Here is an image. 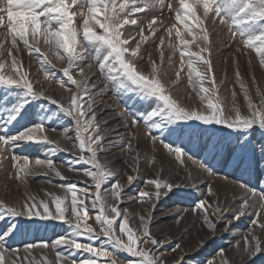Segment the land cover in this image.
Returning <instances> with one entry per match:
<instances>
[{
  "label": "snow or ice",
  "instance_id": "1",
  "mask_svg": "<svg viewBox=\"0 0 264 264\" xmlns=\"http://www.w3.org/2000/svg\"><path fill=\"white\" fill-rule=\"evenodd\" d=\"M156 7L160 8V16L148 20L145 34V27L138 22L136 14ZM165 7L170 13L168 22L163 17ZM126 26L138 28V38L126 36ZM218 26L228 30L230 39L237 44V53L249 57L254 53L260 67L264 68V0H171L167 3L165 0H159L158 3L157 0H0V91L7 90L5 95L10 92L16 94V102L0 110V121H3L0 127L13 125L24 118L34 101L44 100L55 106L54 110L45 111L39 122L33 121L14 134L0 132V159H8L7 153L12 151L15 178L21 182L35 175L36 168L46 169L44 176L54 173L60 180H65L66 177L56 168L52 158H36L31 163L27 156L18 157L15 154V149L21 144H43L48 146L49 153L71 152L76 157L74 163L90 166L79 169L70 164L69 170L82 172L91 181V185L84 188L80 187V183L84 182L58 184L56 187L61 188L63 194L46 192L44 199L26 193L22 203L10 205L0 200V220L8 216L29 221H57L67 224L71 230L70 234L58 236L51 243L41 240L25 244L22 249L9 248L7 240L20 228L19 224H10L0 232V264H123L118 259V252L134 258L128 264H167L162 256L153 252V248L162 247L171 241L153 236L151 213L162 196L166 197L174 189L188 185L173 183L157 174L154 178L146 179L145 187L140 188L135 195L127 197L129 202L148 205L145 214H133L128 208L121 209L120 205L125 203L126 186L117 179L120 173L112 169L111 162L100 160V154L113 146L109 137L116 130L103 127L108 121L98 119L95 98L105 95L109 89L119 90L117 95L131 92L138 99L155 101L156 107L142 113L140 119L148 117L145 124L157 130L167 127L168 135L177 131L174 126L190 125L191 122L204 126L217 125L237 133L242 140L237 169L247 173L259 165L264 173V143L260 144L259 160L255 158V148L250 145L251 135L256 130L264 139V93L257 89L260 100L254 103L237 68L235 77L247 110L243 113L235 103V90L232 91V107L226 109L219 95L220 86L216 83L211 55V36ZM160 32L166 34V37L160 36L157 44L161 65L165 58L162 46L166 38L172 54L178 52L180 56V68L175 73L176 79L170 84H177L186 64L188 85L198 97L200 106L185 107L173 98L169 91L170 85L160 78L161 65L150 54V71L145 72L139 66V62L144 59L143 47L150 39L154 42ZM24 52L30 56L38 54L35 58L39 61L43 80L58 85L62 92L68 94L67 99L49 94L42 85L34 87L33 78L23 67ZM49 55H54L61 64L59 72L66 81L57 79L46 67H56ZM168 63L171 65L172 56L168 57ZM223 83L225 80L222 79L221 85ZM7 103L5 101V105ZM61 115L74 124L76 142L72 144V149L61 146L47 135L48 131L55 129H50L46 122L59 120ZM119 116L124 118L125 114L121 112ZM138 123L136 117H130L126 118L125 126L136 129ZM151 127L147 128L146 133L153 153L149 164L156 162L155 153L159 143L182 167H187L183 159L186 158L208 176H216L206 162L195 159L182 146L166 142L163 136L152 134ZM60 135L66 140L72 139L68 129L61 131ZM128 137L121 151L131 153L132 141H138L139 137L134 132H129ZM131 160V164L125 160L135 173L126 174L128 187L133 185L139 174V156H132ZM256 178L262 186L259 190L246 181L220 177L241 193V202L235 211L232 206H223L210 183L206 185V193L201 192L205 198L198 200L190 210L202 216L203 225L212 233L219 223L226 220L228 214H231V219L224 224L225 232L231 229L233 220L245 215L252 216L250 231L242 241L238 240L233 245L238 254L242 252L248 259L264 253V240L255 231L258 228L264 233V174H257ZM187 179H192L190 172ZM109 183L110 187L105 188L104 185ZM191 187L196 188L197 185L192 184ZM92 188L95 189L94 194ZM149 188L152 190H146ZM210 197L214 198L211 202ZM89 204L99 232L88 223ZM188 211L177 210L176 224H180ZM137 218L139 223L134 225L133 221ZM101 236L104 242L96 246L94 242L100 240ZM81 237L93 243L81 242ZM204 243L199 242L197 251ZM62 248L66 251H61ZM36 249H51L55 253L54 260L42 258L37 261L31 255ZM76 251L87 253V258L77 262L72 255ZM171 251L180 253L172 264H184L185 255L181 244L176 243ZM218 255L219 264H232L223 248L218 250ZM206 264H216V260L209 259Z\"/></svg>",
  "mask_w": 264,
  "mask_h": 264
},
{
  "label": "rangeland",
  "instance_id": "2",
  "mask_svg": "<svg viewBox=\"0 0 264 264\" xmlns=\"http://www.w3.org/2000/svg\"><path fill=\"white\" fill-rule=\"evenodd\" d=\"M159 0H157V3ZM165 2H171V0H165ZM170 13L165 7L163 11V17L166 22ZM153 16H160V8L156 7L149 9L146 12L136 14L138 22L145 27V34H147V22ZM127 31L124 33L126 36H136L138 38L139 29L135 26H126ZM160 36H165L164 32H160L153 42L151 39L143 47L144 59L139 62V66L145 70L150 71V65L148 62V56L161 65L159 58V51L157 44L159 43ZM212 40V62L215 70L216 83L220 86L219 95L224 100L226 109L231 108L233 104L232 91L236 92L235 103L240 107L243 113H246V102L244 95L240 91L239 83L236 80L235 72L238 68L243 83L248 88V94L250 95L254 103H259L260 97L257 95V89L261 93H264V68H261L255 54L251 57L236 52L237 44H234L230 39L228 30L224 27H217L216 32L211 36ZM165 53L163 64L160 66V78L166 85H170V94L181 105L185 107L200 106V101L195 92L188 85L187 65H184L180 80L176 85L172 86L170 82L176 79L175 73L180 68V56L177 52L175 55L167 47V38L165 39V45L162 46ZM43 50V49H42ZM195 50V49H193ZM35 55L30 56L27 52L23 53L22 61L25 71H28L33 78L34 87L43 86L49 94H54L57 97L67 99V93L62 92L58 85L52 82H45L43 80V73L40 71L39 61L35 58ZM172 56V63L169 65L168 57ZM235 58V63H234ZM49 59L56 67L46 65L51 72L56 75L57 79H64L62 73L59 72L61 64L55 60L54 55H49ZM186 59V58H185ZM249 59L251 63L249 64ZM203 67V66H201ZM253 77H255V83H253ZM225 80V83L221 85V80ZM67 83V82H66ZM206 86H208L206 84ZM7 91V90H5ZM5 91H0V110L4 107H10L16 102L15 92H10L5 95ZM119 90L109 89L107 93L101 97L95 98L96 111L98 113V119L100 121L107 120V125H103L106 129H115L112 136L109 137L113 141V146L106 152L100 154V160L102 162H111L113 170L119 171L117 179L125 184V203L121 204V209L128 208L133 214H145V209L149 206L146 204L129 202L127 197L133 196L137 191L145 187L144 181L146 179L154 178L157 174H161L163 178L170 180L173 183H179L181 186L173 190L168 196H162L159 201L156 202L155 208L152 210V223L151 232L157 239H163L171 241L166 243L162 247L153 248V252L157 256H162L167 264H172L173 260L180 253H173L172 247L176 243L181 244L183 254L185 255L184 264H206L209 259H215L216 264H219L220 256L218 250L223 248L227 258L232 261V264H264V253L259 254L257 257L248 259L242 252L237 253L233 245L236 241H242V238L251 229L250 221L252 216L245 215L239 220H233L231 229L228 232L224 230V224L227 220L231 219V214L226 216V220L221 222L216 227L214 233L210 232L206 226L203 225L202 216L193 214L190 210L195 206L196 202L200 199H204L205 196L201 195V192L206 193V185L212 184L213 190L218 193V197L223 206H232L233 211L237 210L239 203L241 202L239 197L241 195L239 189L233 187L230 183H225L220 177L228 176L229 180H243L250 186L259 190L262 186L257 181V174H264L261 172L259 165L255 166L254 170L245 173L243 169H237L236 165L241 155L240 143L242 142L240 136L237 133L230 132L228 129H221L217 125H199L197 122H191L190 125L174 126L177 131L172 135H168V128L165 127L162 130H157L151 127L150 124L146 125L144 119H140V116L145 111H150L156 107L155 101H147L138 99L136 94L131 92H123L120 95L116 93ZM7 101V105H5ZM43 109V111H41ZM55 106L48 104L47 101L37 100L32 102V106L28 108V114L19 119L13 125L7 127H0V132H7L8 134H14L18 130H22L23 127L29 126L33 121L39 122L43 119L44 112L54 110ZM125 114L124 118L119 116V113ZM136 117L139 121L136 129L126 128V118ZM48 123L50 129L55 131H48L47 135L52 140L57 141L61 146L72 149V144L75 143L74 124L69 118L61 115L59 120H53ZM3 121H0V125ZM151 127L152 134L157 136H163L166 142H172L175 145L182 146L188 154L192 155L195 159L206 162L216 173V176H208L196 165H193L191 161L185 159L187 167H182L179 162L175 160L174 156L168 155L166 150L162 146L157 144V152L155 153L156 162L149 164L148 160L153 155L151 149L152 145L149 142L147 136V128ZM68 129L71 140L64 139L60 132ZM134 132L138 137L137 140L132 141V152H122L121 148L128 142V133ZM123 137V140L119 138ZM264 143V139L259 134V130H256L251 135L250 145L255 148V158L260 159V144ZM46 145L28 143L21 144L15 149V154L18 157L27 156L31 163H34L36 158L47 159L52 158L55 161L56 168L61 174L66 177L65 180H60L54 175L49 173L48 176H44L43 172L46 169L36 168L34 169L35 175L27 177L25 182H21L15 178L16 170L12 167L11 155L12 151L7 153L8 159H0V200L5 201L8 204L22 203L25 194L35 195L39 198H46L45 193L62 195V189L56 187L58 184L68 183H80V187L84 188L91 185V181L84 177L82 172H75L69 170V165L74 164L75 168H88L90 166L79 163H74L76 157L71 152H57L49 153ZM138 155L140 158L139 174L132 186L126 185V174L135 173L132 168L128 167V164L132 163L131 157ZM128 161V164L125 163ZM191 173V180L187 179L188 173ZM23 175V174H21ZM51 181V183L49 182ZM196 184V188H192L191 185ZM105 188L110 187V183L104 185ZM152 190V189H146ZM94 194L95 189H91ZM233 197H236L233 200ZM214 199L209 198V201ZM188 209L189 211L184 214L180 224H176V212L177 210L183 211ZM254 215V213H253ZM70 216V210H69ZM89 216L88 223L91 224L97 232L99 227L95 223L94 212L89 204ZM213 221L215 218H212ZM19 224L20 228L7 240L9 248H23L25 244L36 243L41 240H47L49 243L61 235L70 234V228L67 224H62L57 221H40L36 220H24L21 218H11L5 216L3 220H0V232H3L10 224ZM138 218L133 221V224H138ZM118 230V229H117ZM259 237L264 240V233L255 229ZM81 242L93 243L84 237H81ZM204 241V246L199 248V242ZM104 242V237L101 236L100 240L95 241V245ZM242 248V243H241ZM66 251V249H60ZM111 250V249H110ZM23 255V252H21ZM32 257H35L37 261L42 258L53 259L55 253L51 250H33ZM77 262L87 258L88 254L82 251H76L72 253ZM119 261L123 264H128L129 261L134 258L129 257L124 252L117 253Z\"/></svg>",
  "mask_w": 264,
  "mask_h": 264
}]
</instances>
